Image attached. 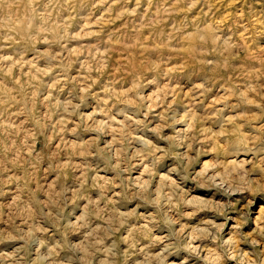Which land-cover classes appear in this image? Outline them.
<instances>
[{
	"label": "rangeland",
	"instance_id": "obj_1",
	"mask_svg": "<svg viewBox=\"0 0 264 264\" xmlns=\"http://www.w3.org/2000/svg\"><path fill=\"white\" fill-rule=\"evenodd\" d=\"M0 264H264V0H0Z\"/></svg>",
	"mask_w": 264,
	"mask_h": 264
}]
</instances>
